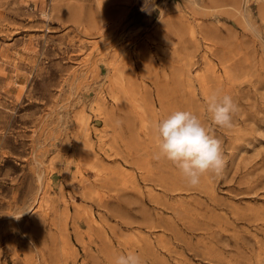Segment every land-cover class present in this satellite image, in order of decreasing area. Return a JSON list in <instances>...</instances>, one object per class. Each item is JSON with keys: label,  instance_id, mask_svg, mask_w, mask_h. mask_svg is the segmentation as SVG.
I'll return each mask as SVG.
<instances>
[{"label": "rangeland", "instance_id": "obj_1", "mask_svg": "<svg viewBox=\"0 0 264 264\" xmlns=\"http://www.w3.org/2000/svg\"><path fill=\"white\" fill-rule=\"evenodd\" d=\"M176 110L222 142L196 187L154 158ZM129 251L264 264V0H0V264Z\"/></svg>", "mask_w": 264, "mask_h": 264}, {"label": "clouds", "instance_id": "obj_2", "mask_svg": "<svg viewBox=\"0 0 264 264\" xmlns=\"http://www.w3.org/2000/svg\"><path fill=\"white\" fill-rule=\"evenodd\" d=\"M236 111L238 106L230 95L212 94L207 99V112L219 127L231 128ZM154 129L158 149L154 158L170 161L186 178L189 186H198L206 173L217 176L222 173L225 163L222 142L210 135L192 112L176 110L157 121ZM115 264H142V260L137 253L129 251L117 256Z\"/></svg>", "mask_w": 264, "mask_h": 264}]
</instances>
